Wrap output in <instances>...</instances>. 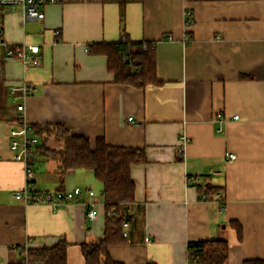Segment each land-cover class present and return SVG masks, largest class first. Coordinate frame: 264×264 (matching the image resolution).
Returning a JSON list of instances; mask_svg holds the SVG:
<instances>
[{
  "label": "crops",
  "instance_id": "crops-1",
  "mask_svg": "<svg viewBox=\"0 0 264 264\" xmlns=\"http://www.w3.org/2000/svg\"><path fill=\"white\" fill-rule=\"evenodd\" d=\"M41 10L30 18L0 6V264H18L20 247L60 239L67 264H85L81 243L104 230L102 183L89 169L67 170L60 183L55 160L37 152L29 164L36 189L82 194L57 208L14 197L25 164L13 158L8 131L33 123L144 150L146 162L130 168L127 208L143 230L109 246L115 261L189 264L188 242L217 238L229 243L227 264L264 259V0H62ZM123 37L154 44L160 84L115 82L106 55L89 50ZM5 45H37L40 63L6 56ZM206 186L219 190L206 199Z\"/></svg>",
  "mask_w": 264,
  "mask_h": 264
},
{
  "label": "trees",
  "instance_id": "trees-1",
  "mask_svg": "<svg viewBox=\"0 0 264 264\" xmlns=\"http://www.w3.org/2000/svg\"><path fill=\"white\" fill-rule=\"evenodd\" d=\"M89 50L106 55L107 68L113 73L115 82L135 87L161 83L156 76V56L152 42L130 41L123 37L116 42H93ZM28 130L37 138L35 149L38 155L57 163L60 183L67 170L77 168L91 170L102 183L104 230L101 237L81 243L80 250L85 264H123L111 257L109 246L125 243L131 240L133 234L142 233L143 218L137 214L125 217L124 208L135 203V184L130 168L134 164L146 162L144 150L112 146L102 137L96 138L92 145L87 137L71 133L63 124L33 123ZM52 140L59 141L60 146L50 147ZM29 183L32 184V181ZM218 190L216 186L199 189L206 199H210L212 193ZM123 222L129 224L126 236L122 231ZM229 224L239 241L241 225L234 220ZM67 247L65 239H60L51 246L34 249L20 247L21 259L18 264H67ZM228 249V241L217 238L190 241L186 253L189 264H227ZM242 264H264V259H245Z\"/></svg>",
  "mask_w": 264,
  "mask_h": 264
},
{
  "label": "built area",
  "instance_id": "built-area-1",
  "mask_svg": "<svg viewBox=\"0 0 264 264\" xmlns=\"http://www.w3.org/2000/svg\"><path fill=\"white\" fill-rule=\"evenodd\" d=\"M62 0H0V6L7 10L19 9L25 17L30 18H42L43 11L41 7L46 4L60 3ZM57 31H54V35H57ZM0 39V45H2ZM6 56H13L19 58L24 65L27 66H36L40 63L39 52L40 49L37 45H28V46H18V45H5L4 49ZM11 92L15 91V86H12ZM20 89L27 91L26 85L23 83L20 85ZM15 98L13 97V100ZM18 110L23 109L22 104L17 105ZM237 115H234L233 118H237ZM132 120L131 117L127 118ZM28 128L25 125H21L17 128H10L8 131V136L10 138L9 145L13 153V158L16 160L23 161L25 164V176L26 184L25 186L13 192L14 197L17 200L22 201L24 204H38L44 203L52 206V208H57L60 205H64L72 201L77 196H80L83 190L80 187H73L71 189H47L39 190L34 187L33 184L29 183L33 177V171L29 167V164L34 159L37 151L35 149L37 144V138L35 136L28 135ZM220 130V128H219ZM184 138V137H183ZM182 138V140H183ZM228 158H234L235 154L228 153ZM86 194L90 197L87 202L89 208L86 213V217L90 220L94 218L97 213L94 201L92 200L93 191L88 189ZM129 224L127 222L122 223L123 235L126 236L127 229ZM149 237H145V242H150Z\"/></svg>",
  "mask_w": 264,
  "mask_h": 264
},
{
  "label": "rangeland",
  "instance_id": "rangeland-1",
  "mask_svg": "<svg viewBox=\"0 0 264 264\" xmlns=\"http://www.w3.org/2000/svg\"><path fill=\"white\" fill-rule=\"evenodd\" d=\"M49 146L50 147H53V148H58L60 146V142L59 141H56V140H52L50 143H49Z\"/></svg>",
  "mask_w": 264,
  "mask_h": 264
},
{
  "label": "water",
  "instance_id": "water-1",
  "mask_svg": "<svg viewBox=\"0 0 264 264\" xmlns=\"http://www.w3.org/2000/svg\"><path fill=\"white\" fill-rule=\"evenodd\" d=\"M124 212H125V217H129V215L131 216L132 214L128 213L127 208H124Z\"/></svg>",
  "mask_w": 264,
  "mask_h": 264
}]
</instances>
